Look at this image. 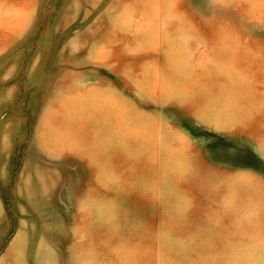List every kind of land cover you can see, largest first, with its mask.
<instances>
[{
  "label": "rangeland",
  "instance_id": "rangeland-1",
  "mask_svg": "<svg viewBox=\"0 0 264 264\" xmlns=\"http://www.w3.org/2000/svg\"><path fill=\"white\" fill-rule=\"evenodd\" d=\"M0 264H264V0H0Z\"/></svg>",
  "mask_w": 264,
  "mask_h": 264
}]
</instances>
